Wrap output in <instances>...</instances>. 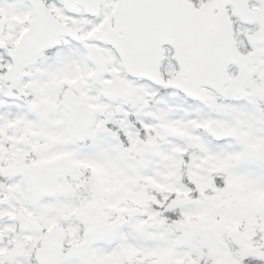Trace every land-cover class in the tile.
I'll return each mask as SVG.
<instances>
[{
	"label": "snow or ice",
	"instance_id": "obj_1",
	"mask_svg": "<svg viewBox=\"0 0 264 264\" xmlns=\"http://www.w3.org/2000/svg\"><path fill=\"white\" fill-rule=\"evenodd\" d=\"M0 264H264V0H0Z\"/></svg>",
	"mask_w": 264,
	"mask_h": 264
}]
</instances>
